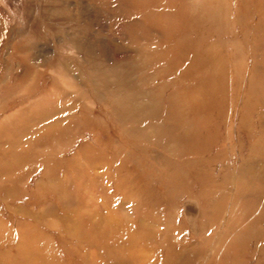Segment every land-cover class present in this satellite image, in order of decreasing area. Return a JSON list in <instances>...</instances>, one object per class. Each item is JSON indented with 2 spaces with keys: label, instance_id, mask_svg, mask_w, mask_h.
Segmentation results:
<instances>
[{
  "label": "rangeland",
  "instance_id": "obj_1",
  "mask_svg": "<svg viewBox=\"0 0 264 264\" xmlns=\"http://www.w3.org/2000/svg\"><path fill=\"white\" fill-rule=\"evenodd\" d=\"M83 218L264 264V0H0V221L90 264Z\"/></svg>",
  "mask_w": 264,
  "mask_h": 264
},
{
  "label": "bare ground",
  "instance_id": "obj_2",
  "mask_svg": "<svg viewBox=\"0 0 264 264\" xmlns=\"http://www.w3.org/2000/svg\"><path fill=\"white\" fill-rule=\"evenodd\" d=\"M67 49L71 51L72 46ZM81 222L86 226V231L80 234V240L96 249V252L83 255V259L79 258L83 263L90 261V264H94L96 261L98 264H156L159 258L160 264H172L175 257V253L168 257H162L159 253H156L157 256L147 255L138 249L132 238L122 240L108 225H102L98 218H83ZM15 223L9 227L0 221V264H74L69 252L66 251L67 256L61 258L55 250L48 248L46 242L51 238H44L34 224Z\"/></svg>",
  "mask_w": 264,
  "mask_h": 264
}]
</instances>
